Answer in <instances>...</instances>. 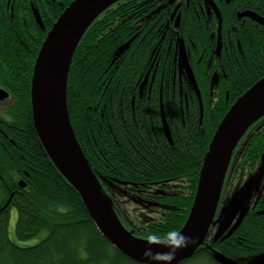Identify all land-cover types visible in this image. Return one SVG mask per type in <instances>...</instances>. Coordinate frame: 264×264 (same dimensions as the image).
<instances>
[{
    "label": "trees",
    "instance_id": "obj_1",
    "mask_svg": "<svg viewBox=\"0 0 264 264\" xmlns=\"http://www.w3.org/2000/svg\"><path fill=\"white\" fill-rule=\"evenodd\" d=\"M30 1L39 13L48 11L49 0ZM71 1H55L46 29L40 30V44ZM244 4L264 13V0ZM173 7V0L113 4L82 36L67 78L70 123L100 183L112 181L157 204L153 219L137 222L131 229L121 221L134 236L146 240L170 237L183 226L213 133L235 99L264 76V35L252 27V45L245 50L247 64L242 71L228 68L232 87L228 98L213 83L209 63L189 62L198 99L187 73L182 79L176 74L180 68L176 51L180 42L187 51L193 40L196 45V34L204 36V19L202 15L193 18L191 14L186 19L178 12L172 15ZM10 63L18 69L17 62ZM25 85L23 99L28 98L29 78ZM27 109L17 127L3 128L14 145L0 143V181L4 182L0 183V264H137L100 235L79 194L41 147L28 101ZM263 158L264 117L248 129L233 153L216 218L228 202L230 182L240 183ZM9 174L25 186L12 185ZM262 210L264 189L232 235L213 241L214 228L206 245L180 264H220L212 251L236 261L263 254ZM33 240H37L33 245H20Z\"/></svg>",
    "mask_w": 264,
    "mask_h": 264
},
{
    "label": "water",
    "instance_id": "obj_2",
    "mask_svg": "<svg viewBox=\"0 0 264 264\" xmlns=\"http://www.w3.org/2000/svg\"><path fill=\"white\" fill-rule=\"evenodd\" d=\"M119 1L73 0L52 24L40 45L32 69V122L46 156L79 194L89 217L108 243L137 264H180L206 245V239L214 228L213 241L232 235L249 209L250 200L246 202L242 193L232 195L216 218L233 153L248 129L264 117V77L236 98L213 133L202 159L192 205L180 230L159 240L134 236L122 224L86 160L72 129L66 102L68 72L82 36L106 9ZM204 1L217 15L220 24L219 13L213 1ZM246 16L264 24V19L252 12H248ZM128 45L121 47L118 55ZM178 53L180 67L185 69L199 99L182 42L178 45ZM19 184L21 188L24 187L23 182ZM212 252L220 264H248V261H251L250 264H264V253L246 261H236L217 251Z\"/></svg>",
    "mask_w": 264,
    "mask_h": 264
},
{
    "label": "flooded vegetation",
    "instance_id": "obj_3",
    "mask_svg": "<svg viewBox=\"0 0 264 264\" xmlns=\"http://www.w3.org/2000/svg\"><path fill=\"white\" fill-rule=\"evenodd\" d=\"M55 1L57 0H49L48 11L39 13L30 0H0V143L4 146H13L14 141L6 136L3 128L17 127L27 113V101L30 103L32 69L41 45L39 43L40 30L46 29V20H48L50 8L54 7ZM212 1L218 10L220 24L217 15L204 0H173L175 7L171 9L173 10L172 15L178 12L179 17L183 15L185 19L191 14L193 18L195 16L200 18L202 15L201 18L203 17L204 20L201 28L205 30L204 36L201 33L195 35L196 45L193 40L192 49L186 51L187 61L189 63L194 60L196 64L209 63L211 65L209 73L218 78V88L228 98L232 91L229 85L228 68L242 71L243 64H247L245 50L247 46L252 45V27L258 28L264 35V24L258 23L246 14L252 12L264 19V13L258 14L244 6L248 0ZM164 2L166 0H163ZM214 22L216 26L213 28ZM46 33L47 31L44 38ZM200 39L201 43L198 45ZM204 42L206 45L203 44ZM15 54L18 57H11ZM176 57L179 60L178 50ZM155 60L154 58L153 63ZM12 61L19 64L17 70L10 63ZM184 71L182 67L176 71L180 79L185 76L186 71ZM26 78H29V92L28 98L23 99L22 92L26 86ZM139 91L142 92V90ZM9 181L12 185L16 184L19 187V182H23L15 174H9ZM0 183L4 184L3 181Z\"/></svg>",
    "mask_w": 264,
    "mask_h": 264
},
{
    "label": "rangeland",
    "instance_id": "obj_4",
    "mask_svg": "<svg viewBox=\"0 0 264 264\" xmlns=\"http://www.w3.org/2000/svg\"><path fill=\"white\" fill-rule=\"evenodd\" d=\"M213 83L215 85L218 84L217 77H215ZM101 187L107 199L112 203L116 213L120 216V218L122 219L121 221L127 228L131 229V227L135 226L137 222L142 223L141 221H147L156 217L158 213V207L152 199L141 197L138 194L133 193L120 186L119 184H116L109 180H103V184H101ZM263 189L264 160L259 163V166L256 170L249 173L247 172L244 175V179L240 183L238 181H231L226 195L229 201L232 195L242 193L246 202L250 200L251 203L258 196V194L263 191ZM14 224L15 216L12 212L9 222L10 235L13 232L12 228ZM36 241L37 240H33L22 243L20 245H33ZM242 260L246 261V259ZM250 262L251 261H248V264H250Z\"/></svg>",
    "mask_w": 264,
    "mask_h": 264
}]
</instances>
